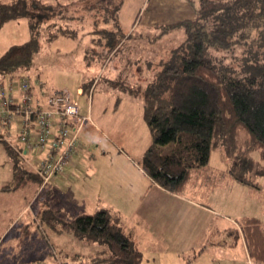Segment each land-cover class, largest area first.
Instances as JSON below:
<instances>
[{
	"label": "rangeland",
	"instance_id": "1",
	"mask_svg": "<svg viewBox=\"0 0 264 264\" xmlns=\"http://www.w3.org/2000/svg\"><path fill=\"white\" fill-rule=\"evenodd\" d=\"M192 1L123 0L116 13L114 7L99 5L90 9V0H85L83 7L70 6L64 18L51 20L52 26L44 28L31 67L14 79L22 82L38 75L46 83L44 91L67 90L72 95L92 82L91 92L78 96L82 114L90 119L85 122L88 129L79 135L83 146L74 155H79L81 173L77 185L88 199L92 182L84 175L93 165L104 161L117 167L121 152L137 154L148 148L150 133L143 119L144 97L159 73L178 58L183 40L181 28L163 32L156 25H173L189 18L197 0ZM29 37L26 18L5 23L0 28V56ZM258 54L263 63L264 49ZM9 82L5 77L3 88ZM7 138L11 140L7 142ZM13 143L0 127V264H108L107 244L70 226L77 215L92 213L96 206L88 200L74 209L64 205L48 194L37 174L25 180L15 179L13 164L17 161L25 170L28 166L27 160L12 156ZM252 157L264 169L259 152H253ZM122 163L125 167L133 165ZM229 169L223 146L212 147L208 165L195 172L186 192L178 195L210 207L213 217L226 219L234 245L219 246L217 242L223 234H207L203 237L207 252L198 245L187 252L179 249L178 253L173 248L167 250H171L169 253L145 248L141 264H257L247 259L237 222L244 216H253L264 223V171L252 178L257 186L252 187L234 181ZM181 210L178 209L177 221L191 216L189 212L183 215ZM175 226L176 222L171 224V228Z\"/></svg>",
	"mask_w": 264,
	"mask_h": 264
},
{
	"label": "trees",
	"instance_id": "2",
	"mask_svg": "<svg viewBox=\"0 0 264 264\" xmlns=\"http://www.w3.org/2000/svg\"><path fill=\"white\" fill-rule=\"evenodd\" d=\"M90 1V9L114 7L115 13L123 2ZM76 4L83 7L85 0H0V28L26 18L30 33L25 43L11 46L0 56L1 87L5 77L12 81L31 67L44 28L52 26L51 20L64 18ZM156 26L163 32L181 28L183 40L178 58L159 73L145 94L143 119L150 144L139 160L140 168L163 190L181 194L193 174L208 165L211 148L222 145L233 180L257 187L252 178L264 171L252 157L258 151L264 159V62L258 59V51L264 49V0H197L192 18ZM26 79L32 87L43 82L38 75ZM43 83L41 89L46 86ZM91 89L92 82L82 85V94ZM31 175L37 176L14 163L15 179ZM237 225L248 259L264 264V223L244 216ZM70 226L105 242L108 264L142 263V252L115 213L104 209L82 213Z\"/></svg>",
	"mask_w": 264,
	"mask_h": 264
},
{
	"label": "crops",
	"instance_id": "3",
	"mask_svg": "<svg viewBox=\"0 0 264 264\" xmlns=\"http://www.w3.org/2000/svg\"><path fill=\"white\" fill-rule=\"evenodd\" d=\"M193 16L194 13L189 18ZM37 91V89L34 90L35 95ZM85 122L80 133L84 128L88 129ZM0 127L13 140L11 131H7L2 123H0ZM13 142L15 146L20 145L15 140ZM13 152L16 156L17 153L14 150ZM136 153L121 152L117 167H114V163L113 167H110L112 163L104 161L99 166L91 167L90 172L88 171L84 175V178L86 177L89 179L88 181L92 182L91 199L87 198L86 192L80 193V185H77L80 181L78 174H81L78 171V154L75 157L73 155L71 163L64 169V172L55 177L52 186L46 187L47 185H45V189L47 188V192L52 198L60 199L64 205L68 204L72 209L80 205L84 206L85 201L88 200L89 204L96 206L94 211L104 209L117 213L125 233L142 254H144L145 248L149 250L158 248L157 250L164 253H169L171 250L169 252L167 250L173 248L172 250L178 253L179 249L187 252L188 249L197 245L201 247L202 251L207 252L203 242V237L207 234L210 237L213 234L218 237L223 234V238L217 242L219 246L232 247L234 245L232 237L228 236L226 219L222 221L213 217L211 208L204 204L190 200L186 196L165 191L157 186L139 166L142 150H138ZM118 161H115L116 164ZM122 161L133 165L125 167L126 165ZM25 165L29 167L27 169H31L27 161ZM185 192L186 189L183 193ZM178 209L179 211L183 209V215L186 216L189 212L191 216L177 221ZM206 212L208 213L206 214ZM174 222L177 226L171 228V224ZM128 224H131L129 228ZM154 252L160 253L156 250Z\"/></svg>",
	"mask_w": 264,
	"mask_h": 264
},
{
	"label": "built area",
	"instance_id": "4",
	"mask_svg": "<svg viewBox=\"0 0 264 264\" xmlns=\"http://www.w3.org/2000/svg\"><path fill=\"white\" fill-rule=\"evenodd\" d=\"M37 84L32 87L25 78L0 88V123L20 143L11 149L28 161L44 185L61 175L83 146L80 130L90 117L81 114L78 96L82 91L76 95L67 90L49 93Z\"/></svg>",
	"mask_w": 264,
	"mask_h": 264
}]
</instances>
